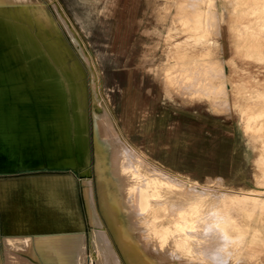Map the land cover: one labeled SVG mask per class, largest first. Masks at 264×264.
I'll return each mask as SVG.
<instances>
[{
	"label": "rangeland",
	"instance_id": "374dc122",
	"mask_svg": "<svg viewBox=\"0 0 264 264\" xmlns=\"http://www.w3.org/2000/svg\"><path fill=\"white\" fill-rule=\"evenodd\" d=\"M146 1V7L145 0L7 1L22 12L41 44L49 42L66 57L75 78L74 98L64 71L55 67L64 74L58 75L67 84L69 113L76 111L80 122L85 121L88 155L84 164L89 168L80 172L70 165L48 164L46 155L43 163L70 173L78 190L80 183L82 192L86 186L91 188L98 216L121 264L129 262L99 210L95 128L102 127L100 137L107 147L102 149L117 152L119 160L124 158L119 169L139 174L151 170L155 190L171 195L173 206L163 205L166 210L162 208L159 219L165 225L181 223L175 249L196 254L202 248L203 256L216 252L226 236L220 212L231 207L235 215L241 207L250 209L254 221L264 217V0H216L218 20L208 12L210 0ZM32 3L54 29L32 17ZM6 47L0 42V51ZM105 126L114 134L109 135ZM73 139L70 134L71 151ZM78 157L85 160L82 153ZM126 162L131 168L124 166ZM6 174L0 171V176ZM14 178L3 179L6 183L0 179L2 208L10 183L24 180ZM45 178H38L44 180L42 186L50 183L69 193V178ZM107 185V189L114 186L110 181ZM245 193L248 199L242 197ZM71 208L75 218L80 217L76 206ZM176 208L184 210L176 212ZM122 225L123 232L139 243L136 248L142 255H153L147 252L157 248L149 244L156 239L150 230L129 220ZM230 234L234 239V232ZM233 239H227L220 262L199 264H264V242L247 245L239 241L243 238ZM6 256L9 262L10 255Z\"/></svg>",
	"mask_w": 264,
	"mask_h": 264
},
{
	"label": "bare ground",
	"instance_id": "6f19581e",
	"mask_svg": "<svg viewBox=\"0 0 264 264\" xmlns=\"http://www.w3.org/2000/svg\"><path fill=\"white\" fill-rule=\"evenodd\" d=\"M7 1L10 2L11 0H0V42L2 44H10L11 45L10 48L12 50L11 52L13 53L15 59L18 61L20 60L22 61L23 58L21 66L23 67L25 65L27 71L34 74L33 76L35 77H37V74H40L44 77H51V76L59 77L60 75L58 74L60 72H58L57 67H55V65H57L59 69L64 71L65 75L64 74L63 75L66 76L65 77L66 82L71 88V92H70L71 98H74L73 97L74 94L72 92L73 89L72 85L75 83V78L72 76V72H69L70 70L67 68V65L65 64L66 57L59 50H55L53 47H51L49 45V42L44 41L43 44H41L37 36L30 29L29 25L26 22V19L21 14L22 12L20 13L16 7L9 5ZM14 1L18 3H22V2L25 3L27 0H14ZM28 1H33V0H28ZM146 5H147V1L145 0L144 7H146ZM29 6H31L30 14L32 15V17L37 18L40 22L46 24L47 27L54 29L52 22L46 15L38 14L37 7L34 3H32ZM208 12L209 14L214 16L215 19L218 20L216 0L209 1ZM139 17H135L133 21L137 22ZM211 22H213V20ZM214 24H216V22ZM214 24L212 25L214 26ZM142 53H141L140 66L144 56ZM19 69L20 68H18V70ZM59 78L61 80L60 85L62 86L61 96L63 99L67 100L69 94L66 93V91H64L63 88V86L67 88V84L62 77ZM13 80L20 81L19 78L11 79L10 81L13 82ZM145 92L148 94L150 91L145 90ZM9 100H10V95H0V170H16L19 168L41 165L43 164L44 161L43 155L47 156L48 164L70 165L73 168H79L80 172L81 171L84 172L88 170L89 167L87 166V164H84L86 162L85 157L84 160L78 156L76 158L66 156L68 155V152H65L63 148L64 145H66V147L69 148V145H67L68 142L67 144L64 142L65 137H67L68 135V134L66 135V132H68L69 129L68 125L56 126L50 124V125H45L44 127L43 126L39 127L40 133H42L41 134L42 142L40 143L37 141L36 138L38 132L37 127L31 124L32 123L31 117H33V111L26 109H14L11 107L10 104L8 103L6 104V102ZM65 112L68 111H64V114ZM40 113H45V116H47L48 114H53V111L42 110L40 111ZM58 113L61 116V118L64 119L65 116H62L63 115L62 111H59ZM120 117L121 119H123L122 110L120 111ZM81 119L78 117L76 111L73 112V114L71 115V122L73 123L72 133L76 138L75 142L78 149L77 155H79V153L83 154L82 150L85 151L86 149L85 141L83 142V140H85V134L83 132L85 127L83 123H85V121L82 123L80 122L83 121ZM95 129H96L95 148L97 149L96 166H97V171H98L97 174L99 181V188H98L99 210L106 219L112 235L114 236L116 242L120 246L122 254L127 259L129 264H140V263L165 264V262H169V261L182 262V261H186L187 258L192 259L193 257H195L197 260L192 264L205 263L204 260H209V261L218 260L220 262V259H222V256H224L225 254L224 252L216 251L217 253L211 252L209 256L208 255L203 256L202 248L201 250H196V254L194 253V250L192 251L187 249V251L185 250L182 251L175 249V247L177 246L176 236L179 235L177 233L181 232L183 229L181 223H175V225L173 226L165 225V224H161V221L159 219V217L161 216L160 212L162 208L163 210H166L165 209L166 207H162L163 205L169 203V205L173 206V203L169 202L170 199L169 197H171V195H167V193L162 192L161 190L158 189L155 190L156 188L153 186V183L151 182V179L152 177H154V174L149 173V171L151 172V170L149 171L147 170L146 174L145 173L139 174V173L131 172L128 169L127 170L121 168L119 169L118 168L119 162H122V160L124 161V158L122 160H119L118 159L119 155H117V152L115 153L106 152L107 147L106 146L104 147V142H103L104 139L100 137V131L102 127L100 130L98 128ZM103 129L109 135L113 133V131H111V129L108 126H105ZM59 146H61L60 148H62L60 152L58 150ZM102 148H106V149L103 150ZM115 150H118V148H116ZM120 154L122 155V157L125 156L123 153ZM109 155L110 157H108ZM126 157L130 159L133 157V155L130 152L126 154ZM107 158L109 159L108 161L106 160ZM124 166L130 167V163L128 164V162H126ZM107 171H109L111 174L110 175H107V173L103 174L104 172ZM160 176L161 175H159V177ZM50 179L51 178H49V180ZM45 180L47 179L45 178ZM163 180L165 181V179ZM3 181L5 182V180ZM13 181L15 182H11L9 186L7 185L8 190H7V194L4 193L6 194L4 196L5 198L9 197V193L12 191V187L18 190L19 195L21 197L22 191L20 187H21V183L24 180L17 179ZM27 181L33 182L35 185H38L41 188L44 187L42 186L43 185L42 181H44L42 179L33 178L30 180H25L24 182ZM108 181L112 182L114 185L111 189L110 188L107 189ZM5 190L6 189L4 188V191ZM64 195L68 196V192L65 189H61L60 190L61 221L58 224L55 223L56 225L55 227L59 228V233L56 234L54 233L55 235H47V236L40 235L37 238L35 237L36 238L35 244L40 255L44 256L45 259L52 261V264H82L84 257V250H85L84 233L81 230L82 222L80 217L76 216L75 218L74 215L75 213L72 212L71 206L69 207L66 206L65 204L64 205L62 204V199H64L65 197ZM83 195L86 202L89 223L91 224L92 227L90 233L92 234L91 256H90V262L88 264H121L120 262L121 260H119V257L117 256V253L114 247L112 246L110 237L98 216L97 209L95 207L94 197L92 195L91 188L89 186H86L83 189ZM247 195L245 193L243 194L242 197L246 198L248 197ZM239 197L240 195H237L236 198L234 199V202L237 201ZM232 209L234 208L231 207L229 208V210L227 209L224 212L223 211L220 212L222 218L219 220V222L223 224L221 229L225 233V235L228 236L230 239H233L231 238V234H230V231H233L235 235L234 239L236 240L238 238H243V240H239V241L240 242L245 241L247 245L263 243L264 217H261L254 221L250 209L241 207L238 209L239 211L237 212V215L234 214ZM181 210L184 209H180V208L175 209L176 212H181ZM230 213L232 215H230ZM122 215L123 216L125 215V217H123ZM58 220L59 219L57 218V221ZM126 220L133 221V224H135L137 227L148 229L151 231V235L156 239L150 242L149 244L154 245L157 248L153 250L150 249L147 252L149 253L151 252L153 253V255L151 256L142 255V252H140V250L136 248L137 244L139 243L134 242L130 235H127L125 234V232H123L122 223ZM29 224L35 225L36 229L40 231H42L45 227L50 226V223L48 222L43 223L41 221H38V223H29ZM17 225L19 227L21 226V223L18 222ZM74 226H77L79 229L71 230V228H73ZM7 227L9 228V226ZM238 231L240 233H238ZM229 238L227 239L230 241ZM16 239L18 240V238H15V240L13 241H16ZM7 243H9V241H7ZM7 243L6 245H8ZM187 244L190 245L191 242L188 241ZM229 252L227 254H229ZM213 254H215L216 257L215 259H213ZM227 257L228 256L223 258L227 259Z\"/></svg>",
	"mask_w": 264,
	"mask_h": 264
},
{
	"label": "crops",
	"instance_id": "0c3cea01",
	"mask_svg": "<svg viewBox=\"0 0 264 264\" xmlns=\"http://www.w3.org/2000/svg\"><path fill=\"white\" fill-rule=\"evenodd\" d=\"M3 45H6L7 47L0 51V95H10V100L7 101L6 104H10L14 109H26L33 111L31 124L37 127L38 132L36 138L40 143L42 142V133H40L39 127H44L45 125L50 124L56 126L68 125L69 129L68 132H66V135H68L65 137L64 142L67 144L70 134H72L74 138L72 145L73 150L75 151L73 153V150L71 151L70 147L68 148L66 145H64L63 149L65 152H68V155H66L68 157L75 158L76 156H79L77 155L78 149L75 142L76 138L72 133L71 115L67 107L68 98L66 100L61 96L62 86L60 85V78L58 76L44 77L40 74H37V77L33 76L34 74L28 72L25 65L23 67L21 66L23 58L22 61L15 59L13 53L11 52V45ZM18 68L20 69L18 70ZM18 78L20 81H10L11 79ZM63 88L64 91L68 93L67 88L65 86H63ZM181 103L184 104L185 101H181ZM186 103L188 104L187 101ZM170 108L172 109V107ZM42 110H51L53 111V114L45 116V113H40ZM59 111H62V116H65L64 119H62L59 115ZM64 111L68 112H65L64 114ZM84 141L86 149L85 151L81 150L84 157H87L88 146L86 140H83V142ZM60 147L61 146H59L58 149L59 152L62 149ZM56 167L57 166H46L43 163L38 166L19 168V170H0L7 173L6 175L0 176V179L3 180L12 177H19L25 181L33 178L50 176L69 178L70 181L67 187L69 195H64L65 197L62 199V204L69 207L74 205L79 211V216L82 222L81 230L84 233L85 241V253L82 264H88L91 252L92 234H90L91 225L89 223L85 198L81 189L82 183H80V190H78L74 177L70 173H64L56 170ZM17 171H19L20 174H17ZM23 182L20 187L22 191L21 197L18 190L12 187L9 197L5 198L4 207L2 208L0 205V264H29L31 262L33 264H52V261L47 260L44 256L40 255L35 244V239L40 235L47 236L59 233V228L55 227V223L58 224L61 221V188L59 186L55 187L52 185V188L50 185H46V187L41 188L33 182ZM57 218L59 219L58 221ZM38 221L43 223L48 222L50 223V226L45 227L42 231H40L36 229L35 225L29 224L38 223ZM18 222L21 223L20 227L17 225ZM5 226H9V230L6 231ZM15 238H18V240L16 239V241H13ZM4 240L6 243L9 241V243H7L8 245H5ZM6 255H10L9 262L6 260Z\"/></svg>",
	"mask_w": 264,
	"mask_h": 264
},
{
	"label": "clouds",
	"instance_id": "9594fccd",
	"mask_svg": "<svg viewBox=\"0 0 264 264\" xmlns=\"http://www.w3.org/2000/svg\"><path fill=\"white\" fill-rule=\"evenodd\" d=\"M225 240V244L222 245L219 249H217L218 252H226L227 251V237H223ZM213 259H215V254H213Z\"/></svg>",
	"mask_w": 264,
	"mask_h": 264
}]
</instances>
